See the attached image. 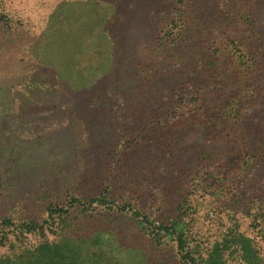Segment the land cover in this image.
Returning a JSON list of instances; mask_svg holds the SVG:
<instances>
[{
    "label": "rangeland",
    "instance_id": "rangeland-1",
    "mask_svg": "<svg viewBox=\"0 0 264 264\" xmlns=\"http://www.w3.org/2000/svg\"><path fill=\"white\" fill-rule=\"evenodd\" d=\"M46 2L50 5L46 4L44 16H52L51 20L56 22L53 32L59 28L67 29L60 36L50 33L43 40L45 50L41 55L45 56H41L38 49L33 52H36L38 62L54 66L55 74L45 79L44 83L55 84V87L62 85L68 94L65 96L69 98L68 90H65L67 86L63 84L79 92L88 89L107 73L110 59L107 66L102 58L94 57V50L91 55L81 54L80 43L85 35H89V43L99 40L92 33L105 28L104 23L112 17L115 8L105 4L100 12L91 1ZM229 10H232V22L224 38L230 35L238 46L234 47L231 40L227 44L230 51L221 66L227 85L211 96L214 101L209 104L210 110H207L205 119L207 132L211 134L206 146L218 154L217 159L205 163L206 167L200 162L192 166L188 174V189L179 197L184 203L179 205L173 202L175 196L166 191L165 178L175 167L167 172L170 166L162 157L156 160L157 168L153 174L151 166L148 168L150 157L141 150L140 158L137 159L136 155L130 157L123 168L128 171V180L132 184L127 186L124 183V192L119 195L113 209L93 204L92 208H96L88 212L83 211L82 203L88 202L83 194H96L102 189L90 174L98 166L103 172L108 166V155L99 159L102 154L100 147L105 148V144L100 139L94 144L86 139L88 123L79 114L59 115L60 112L49 113L47 110L37 113L33 110L36 100L27 101L24 111L7 112L4 108L7 106H3L2 102L5 105H21L27 99L17 97L20 92L15 95L10 90L11 84L18 88L28 85L26 81L29 78L24 75H31L33 70L30 67L24 72L17 65L28 63L27 59L31 58L26 57V50L21 49L18 43L11 45L8 51L10 39L4 34V24H0V235L8 233L10 241L7 246H0V257L20 252L16 240L18 235L9 232L14 227L3 223L4 218L12 217L15 221L32 219L43 223L52 220L49 205L58 204L65 212L54 214L58 218L55 226L53 224L47 229L45 237L30 234L22 247H31L45 239L58 241L65 235H88L107 230L113 235L112 242L135 249V260L133 256L129 258L134 264H159L161 261L188 264L189 259L178 252L177 239L164 236L161 241H156L141 223L148 218L151 222L146 223L151 230L155 224L182 218L185 223L181 227L187 235V245L193 246L198 264H264V39L258 41V35L248 28L253 20L257 26L264 25V0H236L233 9ZM166 13L163 15L164 12H161L165 18L173 17L170 12ZM238 20L245 23L238 24ZM103 38L100 44L104 46L107 39ZM43 46L36 45L34 48ZM151 53L153 58L148 51L144 58L148 66L149 58H156V53ZM134 63L136 65V61ZM132 65L129 64L128 69ZM13 66H17L16 70ZM98 85L96 92L105 95L104 101L102 99L106 103L104 106L113 104L122 94L115 86L104 82ZM82 93L90 95L89 92ZM61 94L62 91L55 95L58 98L62 97ZM107 95H111L112 100L109 101ZM119 102L118 97L112 112L106 115H111L112 121L115 115L121 114H117L116 104ZM105 121L108 119L105 118ZM100 130L111 142L114 138L112 134L118 133L108 126H100ZM123 134L119 138L128 140L129 135ZM199 137L202 139L200 135L191 138L198 140ZM175 145L177 148H189V152L195 150L187 143ZM174 152L178 153V149ZM138 166L144 167L139 170ZM49 192L54 197H46ZM43 193L45 195L39 198L38 195ZM237 235L250 240L246 246L248 255L234 252V246L228 249L222 247L225 239ZM93 244L90 246L91 254L97 247ZM102 252L95 254L100 259L98 264H114L109 258L102 259Z\"/></svg>",
    "mask_w": 264,
    "mask_h": 264
},
{
    "label": "trees",
    "instance_id": "trees-1",
    "mask_svg": "<svg viewBox=\"0 0 264 264\" xmlns=\"http://www.w3.org/2000/svg\"><path fill=\"white\" fill-rule=\"evenodd\" d=\"M46 1L49 0H0V24H4V34L10 39L7 44L8 51L11 45L18 43L21 49L26 50V57L31 59H27L28 63L17 65H20L24 72L30 67V70H33L31 75H24L29 78L26 81L29 82L28 85L22 88L14 84L10 86L15 95L17 91L20 92L17 97L22 100L27 98L25 103L5 105L2 102L3 106H7L4 108L7 112L24 111L27 101L36 100L33 110L37 113L47 110L49 113L60 112L59 115L84 116L88 123L85 130L86 139L92 144L98 139L102 140L105 148L100 147L102 154L99 159L107 155L110 157L104 172L98 166L90 174L102 189L96 194H83L84 199L88 200L85 204L82 203L84 212L95 209L96 207L92 208L93 204L113 209L112 206L116 205L119 195L124 192V183L127 186L132 184V181L128 180V171L123 168L130 157L136 155L139 159L141 150L144 155L150 157L148 168L151 166L153 174L157 168L156 160L162 157L169 163L167 172L175 167L165 178L166 191L175 196L173 202L184 203L179 197L188 189V174L192 166L200 162L206 167L205 163L217 159L218 156L206 146L209 145L211 134L207 132L208 123L205 119L207 110H210L209 104L214 101L211 96L213 97L220 87L224 90L227 85V79L221 71L222 60L230 51L227 44L231 40L230 43L234 47L238 46L230 35L224 38L232 22V10L229 8L233 9L236 0H90L100 12L105 4L113 6L115 11L104 23L105 28L102 31L92 33V36L99 37V40L89 43V35L82 38L80 52L86 56L91 55L94 50V57L102 58V62L107 66L109 59L111 63L104 77L95 81L88 89L78 92L63 84L67 86L65 90H68L69 98L65 96L68 94L62 85H58L61 87L62 97L57 98V93L61 92L59 87L44 83L48 77L55 74L52 68L54 66H49V63L45 66L43 62L41 64L35 59L36 52H33L38 49L39 54H43V40L48 38L50 33L60 36V33L67 29L64 26V30L59 28L53 32L56 22L51 20L52 16H44L46 4L50 5ZM161 12H164L163 15L170 12L173 17L165 18ZM253 21L249 23L248 28L258 35L260 41L261 38L264 39V25L257 26ZM101 23L103 24V21ZM237 23L245 22L238 20ZM63 24L67 25L65 22ZM99 25L100 23L98 27ZM103 37L107 39L105 47L100 44L104 40ZM36 45L43 47L34 48ZM147 51L152 58L151 52L156 53L155 60L149 58V66L144 63ZM129 64L133 65L128 69ZM13 68L16 70L17 66ZM103 82L115 86L118 93L122 92L118 96L120 102L116 104L117 114H121L115 115L113 121L110 119L111 115H106L112 112L118 97L113 104L104 106L105 95L96 92L98 84ZM82 92H89L90 95ZM107 97L109 101L112 100L111 95ZM17 100L18 98L14 101ZM105 118L108 119L107 122ZM100 126H108L118 132L112 134V142L106 134H102ZM123 133L129 135L128 140L119 138ZM194 135H200L202 139H192ZM259 139L261 141V136ZM176 143H187L188 147L195 150L189 152V148H177ZM173 148L178 149V153H175ZM43 195L45 194L38 196L40 198ZM46 197H54V194L49 192ZM48 211L52 220H45L43 223L32 219L15 221L12 217L4 218L3 223L10 228L14 227L9 229V232L18 235L16 240L19 242L20 252L13 256L0 257V264H98L100 259L95 257L97 251H103L100 257L109 258L114 264H134L129 258L133 256L135 260V249L116 241L112 242L113 235L107 230H98L88 235H65L58 241L45 239L31 247H22V243L29 240L32 233L45 237L47 229L57 223L58 218H55L54 214H60L64 208L51 204ZM146 222L151 221L148 218L141 220L142 226L152 234L154 240L161 241L164 236L177 239L179 254L189 259L188 264H198L193 246L187 245V235L181 227V224L185 223L184 219L161 222L155 224V228L151 230ZM8 236V233L0 235V246H7V242H10ZM233 239L236 244H232ZM249 242V239L237 235L225 239L222 247L228 249L234 246V252L241 251L245 256L249 254L246 248ZM93 243L97 247L91 254L90 246ZM159 264L166 263L161 261Z\"/></svg>",
    "mask_w": 264,
    "mask_h": 264
}]
</instances>
